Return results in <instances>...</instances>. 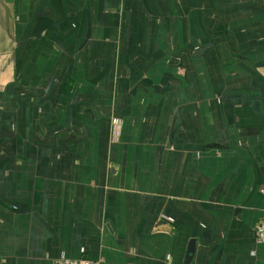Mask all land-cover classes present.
I'll return each mask as SVG.
<instances>
[{"label": "crops", "instance_id": "0c3cea01", "mask_svg": "<svg viewBox=\"0 0 264 264\" xmlns=\"http://www.w3.org/2000/svg\"><path fill=\"white\" fill-rule=\"evenodd\" d=\"M259 221L264 0H0V264H264Z\"/></svg>", "mask_w": 264, "mask_h": 264}, {"label": "built area", "instance_id": "2783aa9c", "mask_svg": "<svg viewBox=\"0 0 264 264\" xmlns=\"http://www.w3.org/2000/svg\"><path fill=\"white\" fill-rule=\"evenodd\" d=\"M254 231L257 242L264 243V221H259L256 224ZM52 264H98V262L87 258L72 259L60 257L55 260Z\"/></svg>", "mask_w": 264, "mask_h": 264}, {"label": "water", "instance_id": "95a60500", "mask_svg": "<svg viewBox=\"0 0 264 264\" xmlns=\"http://www.w3.org/2000/svg\"><path fill=\"white\" fill-rule=\"evenodd\" d=\"M193 251H194V245L191 242L189 247H188V249H187V254H186V258H185V264H188V262L190 261Z\"/></svg>", "mask_w": 264, "mask_h": 264}, {"label": "rangeland", "instance_id": "374dc122", "mask_svg": "<svg viewBox=\"0 0 264 264\" xmlns=\"http://www.w3.org/2000/svg\"><path fill=\"white\" fill-rule=\"evenodd\" d=\"M210 41L212 42V44L218 42V41L215 39V35H214V37H211V38H210ZM111 119H112V118H111ZM115 125H116V123L112 125V133L116 132V130H117V128H118V125H116V126H115ZM112 133H111V135H112Z\"/></svg>", "mask_w": 264, "mask_h": 264}]
</instances>
